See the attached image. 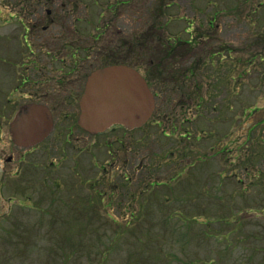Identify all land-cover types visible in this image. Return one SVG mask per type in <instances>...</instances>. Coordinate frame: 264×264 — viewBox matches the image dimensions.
I'll return each instance as SVG.
<instances>
[{
    "label": "rangeland",
    "instance_id": "obj_1",
    "mask_svg": "<svg viewBox=\"0 0 264 264\" xmlns=\"http://www.w3.org/2000/svg\"><path fill=\"white\" fill-rule=\"evenodd\" d=\"M29 1L0 0V11L25 9ZM115 1L80 0L73 8L101 11L114 32L118 26L131 37L165 21L172 35L189 38L188 27L196 37L205 33L206 56L193 67L201 69L195 78L202 108L195 96L169 95L164 111L171 119L163 120L177 129L158 141L175 139L177 149L167 156L169 168L154 165L168 185L136 196L135 208L126 210L104 208L96 192L90 203L88 178L99 170L82 152L59 158L60 151H42L43 144L18 163L5 124L0 264H264V0H117L112 12ZM8 45L17 48L0 41V48ZM216 51L223 53L211 57ZM95 153L102 157L104 149ZM45 155L55 164L37 167Z\"/></svg>",
    "mask_w": 264,
    "mask_h": 264
},
{
    "label": "flooded vegetation",
    "instance_id": "obj_2",
    "mask_svg": "<svg viewBox=\"0 0 264 264\" xmlns=\"http://www.w3.org/2000/svg\"><path fill=\"white\" fill-rule=\"evenodd\" d=\"M79 1L30 0L32 5L27 4L25 9L0 11V41L10 39L17 46L0 48V131L5 129V124L9 131L11 119L23 104H44L52 114L53 128L40 144H44L42 151L50 150L52 155L60 151L59 158L68 151L82 152L92 162L90 167L99 170L97 177L92 176L94 180L88 178L89 188L94 191L90 202L96 204V192L104 208H135L136 196L156 186L168 185L159 181L164 172L157 168L155 171L154 167L165 163L169 168L167 156L174 155L177 149L173 145L175 139L170 145L158 141V135L169 138L177 129V123L163 120L171 119L170 112L164 108L174 92L190 98L203 96L196 93L199 86L195 75L201 69H195V74L192 71L200 56H206L207 49L205 53L200 47L206 39L205 33L194 38L190 33L184 39L180 33L172 35L170 29L158 26L147 33H135L141 39L139 56L129 63L130 35L118 26L114 32L110 16H103L101 11L73 8ZM7 24L8 31L3 32ZM113 64H131L146 77L155 98V111L140 127L114 125L102 133L88 132L78 122L79 100L90 74ZM192 79V85H188L187 81ZM179 81L186 83V88ZM202 103L203 99L196 102V108H202ZM9 141L18 163L27 162V151L38 150L40 146L22 148L11 137ZM98 146L104 149L102 157L95 153ZM40 158L43 164L38 163L37 167L47 168V161L55 164L51 156ZM6 160L10 163L13 157Z\"/></svg>",
    "mask_w": 264,
    "mask_h": 264
},
{
    "label": "water",
    "instance_id": "obj_3",
    "mask_svg": "<svg viewBox=\"0 0 264 264\" xmlns=\"http://www.w3.org/2000/svg\"><path fill=\"white\" fill-rule=\"evenodd\" d=\"M79 105V124L89 132L100 133L116 124L128 128L143 125L155 108V99L138 70L118 64L90 74ZM52 127L48 107L32 102L18 109L10 133L16 145L28 148L41 142Z\"/></svg>",
    "mask_w": 264,
    "mask_h": 264
},
{
    "label": "trees",
    "instance_id": "obj_4",
    "mask_svg": "<svg viewBox=\"0 0 264 264\" xmlns=\"http://www.w3.org/2000/svg\"><path fill=\"white\" fill-rule=\"evenodd\" d=\"M27 3H30V1L29 2H27ZM163 4V3H162ZM167 7H170V5H167ZM162 8H164V7H162ZM157 15H159V14H156V15H153V17H156ZM167 23H168V21H165L164 23H160V26H165V25H167ZM135 46H137L136 44H134ZM229 53H230V51H229ZM128 61H129V63H132V61L131 60H133V58H138V56H139V53H138V50L137 51H135L133 48H131V46L130 45H128ZM256 58V56H254L253 58H251L248 62V64L247 65H250V62H252V60H254ZM261 60L260 61H264L263 60V58H260ZM241 66H242V64H241ZM246 72H248V70L246 71ZM192 73H194L195 74V69H193V71H192ZM181 76H185L184 74L183 75H181ZM244 76V71L241 69V72H240V75H239V78H242ZM179 79H182V78H179ZM179 83L182 85V88H186V86H185V84L186 83H184V82H182V81H179ZM196 100L198 101V102H200L201 100H202V97H201V95H198V96H196ZM253 112H255V110H252V111H250V113H253Z\"/></svg>",
    "mask_w": 264,
    "mask_h": 264
}]
</instances>
